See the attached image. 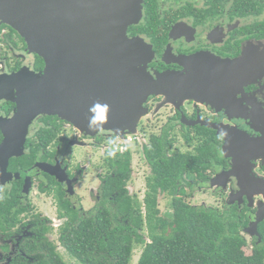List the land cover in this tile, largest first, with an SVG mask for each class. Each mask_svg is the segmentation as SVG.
<instances>
[{
	"label": "flooded vegetation",
	"instance_id": "af4514ba",
	"mask_svg": "<svg viewBox=\"0 0 264 264\" xmlns=\"http://www.w3.org/2000/svg\"><path fill=\"white\" fill-rule=\"evenodd\" d=\"M235 1L143 0L140 22L127 29L129 38L141 39L152 53L142 67L151 74L177 73L182 76L188 74V71L200 73L205 72L208 67L217 66L222 60L240 57L244 44L247 46L261 42L264 45L263 40L242 33L246 32L242 27L247 25L252 17L249 19L233 12ZM254 48L259 50V54H252L253 56L262 54L259 48ZM44 69L45 61L29 49L24 38L8 25L1 24L2 264H42L45 261L52 264L55 260L51 256L52 252L49 253L50 247L53 255H56V243L61 246L59 238H50L55 221L53 219L59 217L62 220L59 226L61 230L71 223L69 210L84 216H91L100 211L107 196L104 191L105 180L107 176L113 175L114 169L109 168L106 155L111 149L114 155L122 154L112 147L118 138L113 133L100 130L89 135L86 131L77 129L71 122L54 115H38L25 127L23 119L19 117V102L27 90L24 80L31 77L24 78V75H42ZM181 79L184 84L189 85L193 81V78ZM195 88L189 89L198 92V95L204 94L198 97V100V95L195 100L187 102L153 95L143 104L148 116L156 118L163 111L167 114L165 120L159 123L160 135L164 137L162 150L168 158L175 154L188 156L189 159L199 158L201 149L206 147L215 151V158L211 157L215 160L211 161L207 169H200V175L193 173L189 178L188 174L184 173L181 177L178 176L177 191L184 190L185 193L191 194L193 191L199 193L210 190L225 194L224 206H236L244 211L251 223L258 210L257 204L264 206L261 195L252 196L253 206L249 207L246 195L239 194V181L235 176H228L223 182L224 187L220 181L217 188H212L210 183L218 174L217 171L225 175L224 172L232 170L233 158L225 157L222 147L227 140L233 144L237 143L234 148L242 151L244 144H239L236 139L238 135L258 142L253 151L248 149L244 154L248 157V177L264 181V76L254 84H247L243 88L241 102L236 99L235 104H231L234 97L227 92L207 90L200 84L196 90ZM161 109L163 111L160 112ZM234 115H237L236 118L230 119ZM241 116L247 120L239 119ZM142 121L143 119H140L137 123V136L138 132L143 130ZM219 130L225 132V135L217 134ZM148 138L143 141L138 154L139 160L148 167L149 176L152 168L146 160L144 150L150 145V137ZM136 146V143L130 142L128 150L134 152ZM71 148H80L83 153L72 154ZM228 153L231 155L236 151L232 149ZM133 155L137 154L132 153ZM211 166L214 170L210 169ZM130 167L132 175L133 169ZM239 173L242 174L241 171ZM87 176L93 178V181L88 183ZM130 195L134 196L133 193ZM107 198L110 199L109 196ZM42 201L48 203V207H54L53 219L38 209V203ZM109 204L108 202L105 206L108 207ZM254 238L257 237L249 236L250 240Z\"/></svg>",
	"mask_w": 264,
	"mask_h": 264
},
{
	"label": "water",
	"instance_id": "95a60500",
	"mask_svg": "<svg viewBox=\"0 0 264 264\" xmlns=\"http://www.w3.org/2000/svg\"><path fill=\"white\" fill-rule=\"evenodd\" d=\"M142 9L143 0H0V25L17 31L45 61L42 75H24L31 77L24 80L27 90L19 102L25 127L38 115H54L89 135L104 130L124 139L137 134L149 96L173 100L176 95H198L188 83H178L180 77L151 74L142 67L152 53L141 39L127 35L128 27L140 22ZM254 47L247 45L244 53L253 60L261 57L259 70L264 74V49L257 47L262 54L253 56L259 54ZM236 139L244 144L243 152L225 140L222 153L233 158L232 170L217 174L210 184L218 187L221 182L224 187L228 176H235L239 194L246 195L252 207V196L264 199V181L248 177L244 152L253 151L258 142L242 135ZM232 149L236 153L229 155ZM257 208L255 219L243 230L249 236L257 235L256 226L264 219V206Z\"/></svg>",
	"mask_w": 264,
	"mask_h": 264
},
{
	"label": "trees",
	"instance_id": "16d2710c",
	"mask_svg": "<svg viewBox=\"0 0 264 264\" xmlns=\"http://www.w3.org/2000/svg\"><path fill=\"white\" fill-rule=\"evenodd\" d=\"M232 11L252 17L242 33L264 41V0H236ZM144 135L133 141L136 151L114 155L111 149L106 155L109 168L114 169L105 180L102 209L91 216L68 211L71 223L60 230L59 237L67 254L79 264H129L134 247L143 246L137 264H264V221L257 224V235L250 236L258 240L247 241L249 235L243 229L250 222L244 211L231 205H225L223 212L203 205L192 207L177 191V179L184 173L191 178L211 165L215 160L212 149L202 148L199 158L176 154L168 158L162 150L164 137L151 135L144 150L152 173L145 180L143 200L129 194L132 153L138 154ZM160 193L169 198V214L162 215L158 208ZM247 247L251 249L248 255ZM51 252L52 264H65L50 247Z\"/></svg>",
	"mask_w": 264,
	"mask_h": 264
},
{
	"label": "rangeland",
	"instance_id": "374dc122",
	"mask_svg": "<svg viewBox=\"0 0 264 264\" xmlns=\"http://www.w3.org/2000/svg\"><path fill=\"white\" fill-rule=\"evenodd\" d=\"M256 46L261 48L262 50L264 49V45L261 42L257 43ZM246 49L247 46L246 44H244L240 57L232 60H222V62L217 66L208 67L205 72L193 73V71H188V74H184L182 76L177 73H169V74H173L172 76L174 77H180L179 79H181V77H184V79L193 78L192 79L193 81L190 83V88H195L196 86L198 87V84H200V86H202L207 90L210 89L213 90L214 92H218V91L227 92V94H231L232 97H234L232 98L231 104H235L237 103L236 99H238L241 102V98L243 95V88L247 86V84L250 83L254 84L258 79H262L264 76V74L260 73L259 70V66L261 65V57L259 58V60L258 59L253 60L251 58H248L244 53ZM236 62H240V64L236 66L235 65ZM158 75H163V74H158ZM179 79L176 78L178 83L184 85L182 79L180 81ZM197 87L194 90H196ZM201 95L204 94L199 93V95L196 96L197 100L198 97H200ZM189 97L191 96L187 95L184 97V96L176 95L173 97V100H179V101L181 100L187 102L195 99ZM161 111L163 110L161 109L160 112ZM166 115L167 114L165 113V111H163L160 115H157L156 118L155 116H148L147 114L141 118L143 119L141 125L143 124L144 125L142 127L143 130L140 131L141 133L146 132V135L142 136V138L140 139L141 143H143L144 140L147 141L149 139L148 137H150L149 135L151 134L160 135L161 127L159 121H164ZM236 116L237 115H234L230 117V119H234L236 118ZM239 119L247 120L246 118H243V116H241ZM141 133H139L140 134L139 136H141ZM207 134L205 133V135ZM136 137L137 135H134L131 136L130 138L133 141V139ZM176 139L180 141L178 136H176ZM70 152L72 154L73 152H75V155H78L80 153H83V150H81L80 148H71ZM139 155L140 154L132 156L131 166L133 169V174L131 175V180L127 184V189L129 191V194L133 193L134 196L137 197L138 201L141 202L143 200L144 193L146 190L145 178L148 176V167L141 160H139ZM210 169H212V166L210 167ZM220 172L221 171H217L216 173L222 174ZM224 173H228V172H224ZM214 178H216V176L213 177L212 179ZM86 179L88 183L93 181V178L89 176H87ZM212 188H217V187H212ZM180 192H181L180 196L184 197L185 202L191 205L192 207H199L205 205L207 207L216 208L220 212H223L225 210L224 201H223L224 200L223 198L226 196L225 194L222 195V193L220 192L217 191L211 192L210 190L199 193L197 192L195 193V191H193L191 192V194L185 193L184 190ZM158 208L161 211L162 215L169 214L170 212H172L169 206V198L161 193L158 195ZM38 209H41L43 210V212L49 214L52 219L55 217L54 207L53 206L48 207V203L44 201L38 203ZM53 220L55 221L52 226L53 231L50 235V238L53 240L54 239L57 240V238H59V236L61 235L59 226L61 225L60 222L62 220H60L59 217L58 218L55 217ZM142 233L145 234L146 231ZM245 238L247 241L250 240L247 235L245 236ZM55 246L58 255L65 264H79L70 255L67 254V252L62 246L58 245L57 243ZM142 250H143V246L134 247L129 264H137ZM244 252L247 255L250 254L251 252L250 247L245 248ZM53 264H58V263H53Z\"/></svg>",
	"mask_w": 264,
	"mask_h": 264
},
{
	"label": "built area",
	"instance_id": "2783aa9c",
	"mask_svg": "<svg viewBox=\"0 0 264 264\" xmlns=\"http://www.w3.org/2000/svg\"><path fill=\"white\" fill-rule=\"evenodd\" d=\"M131 136H127L126 140L121 141L117 139L114 149L120 153L126 152L128 150V143L132 141Z\"/></svg>",
	"mask_w": 264,
	"mask_h": 264
},
{
	"label": "clouds",
	"instance_id": "9594fccd",
	"mask_svg": "<svg viewBox=\"0 0 264 264\" xmlns=\"http://www.w3.org/2000/svg\"><path fill=\"white\" fill-rule=\"evenodd\" d=\"M137 135V134H136ZM127 136H134V135H125V137H124V139H121L120 137H118L117 139H120L121 141H123V140H126L127 139ZM137 137H140L139 135L137 136ZM135 140V138L133 139V141ZM133 141H131V143L133 142ZM128 144H130V143H128ZM0 264H2V262H0Z\"/></svg>",
	"mask_w": 264,
	"mask_h": 264
}]
</instances>
